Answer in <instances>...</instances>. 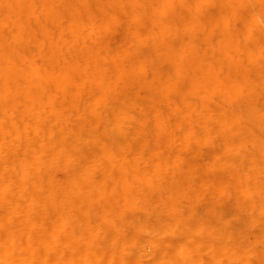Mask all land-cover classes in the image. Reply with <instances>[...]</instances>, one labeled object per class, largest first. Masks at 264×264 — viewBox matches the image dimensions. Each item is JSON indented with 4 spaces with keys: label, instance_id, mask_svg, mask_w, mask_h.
Masks as SVG:
<instances>
[{
    "label": "bare ground",
    "instance_id": "6f19581e",
    "mask_svg": "<svg viewBox=\"0 0 264 264\" xmlns=\"http://www.w3.org/2000/svg\"><path fill=\"white\" fill-rule=\"evenodd\" d=\"M8 1L0 264H264V0Z\"/></svg>",
    "mask_w": 264,
    "mask_h": 264
},
{
    "label": "rangeland",
    "instance_id": "374dc122",
    "mask_svg": "<svg viewBox=\"0 0 264 264\" xmlns=\"http://www.w3.org/2000/svg\"><path fill=\"white\" fill-rule=\"evenodd\" d=\"M121 0H77V21H85L88 19H92L97 23H106L102 29H107L111 26V23L114 19L122 18V10L120 9ZM138 1V0H133ZM11 1L8 0H0V22L6 18H10V13L8 11H4V4L9 5ZM53 4L57 3L58 0H51ZM27 6H30L27 9L30 17L33 18L35 15L39 13H43L44 11H32L31 0L26 1ZM74 13V12H73ZM37 17V16H36Z\"/></svg>",
    "mask_w": 264,
    "mask_h": 264
}]
</instances>
